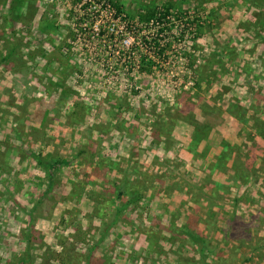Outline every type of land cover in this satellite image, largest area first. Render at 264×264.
I'll use <instances>...</instances> for the list:
<instances>
[{"label": "rangeland", "instance_id": "1", "mask_svg": "<svg viewBox=\"0 0 264 264\" xmlns=\"http://www.w3.org/2000/svg\"><path fill=\"white\" fill-rule=\"evenodd\" d=\"M6 1L9 13L19 2ZM21 4L22 18L19 23L14 24L17 36L12 38L9 31V35H6L9 41L18 37L23 41L21 53L23 51L24 60H21V68L18 69H23V85L27 86V93L23 97L19 94L21 98L18 100L23 103L19 109H24V103L49 105L51 111L39 115L41 121H44L43 127L47 126V134L40 128L37 134L43 132L46 138H55L50 139V142H56L61 146L60 150L65 151L62 156L67 161L63 164L70 162V165L69 168L59 166L61 170L58 172L67 175L72 168H78V161L72 158L73 151L76 152L74 148L80 146L78 140H86L89 136L91 140H97L96 144L84 146V149L79 148L76 153L86 164L92 163L95 170L102 167L108 177L115 175L118 166L105 163L102 155H108L113 160L122 156L126 160L125 154L131 156L133 153L132 157L138 158L139 155L151 153L155 155L153 166L150 165L153 172L161 174L159 176L168 173L183 175L186 178V191L192 189L191 194L202 193L201 195L209 200L208 210L201 211L203 216H207L206 222L219 220L222 224L215 227L205 226L197 233H192L191 229L184 228L186 221L175 225L184 215L179 209L174 213V220H171L173 224L155 228V235L150 237L148 227L136 222L138 218H142L138 203L136 206H125L120 212L118 208L124 202L119 201L115 205V194L111 195L114 202L111 203L110 209H98L93 215H88V225L82 223L81 212L72 210V206L66 207L63 214L56 211L55 219L58 222L54 221L53 224L45 220L37 221L29 211L24 212L14 207L13 218L23 221L21 227V224L16 222L8 224L13 218L9 212L6 217L2 210L0 234L19 235L21 239L20 236L25 231L22 227H30L26 235L31 232L39 236L51 232L58 234L60 241H53L47 249L55 251L56 254L60 251L64 262L70 264H104V259L98 260V257L102 252L112 254L111 250H115L119 256L115 258L113 254L112 264H251L243 261L248 255V250L247 246L236 243L233 235L236 228L225 224L230 217L234 195L226 193L218 199L204 188L199 172L195 176L196 173L190 167L176 169V166H181L178 161L184 162L185 159L180 153L176 158L173 148L176 137L187 144L188 140H192L193 128H199L203 124L212 128L209 136L210 149L220 141V136L214 133L221 123L225 121L226 128L233 129L226 120V106L228 103L234 105L231 102L234 95L232 94L230 99L226 97L223 104L221 103L223 94L228 90L227 86L232 84L228 78L230 69L223 75L219 72L220 68L216 70L213 61L218 55L215 48L222 42V36L216 32L217 27L222 18L228 19L233 13L234 1L24 0ZM155 8L159 9L161 15L170 9L162 20L163 32L160 31L158 19L146 24L140 23L136 17L139 10ZM2 20L3 16L0 17V22ZM5 21L7 28L9 22ZM44 22L48 24L49 29L41 31V26L46 24ZM160 33L168 34L167 47L165 46L161 55L149 56L144 45L148 46L152 37ZM128 34L132 37L129 48L120 40L122 35L126 37ZM140 43H143V49L140 48ZM30 56L35 60L41 58L39 63L42 65L37 66ZM16 72L15 68L0 67V77L11 79L14 75L16 77ZM6 88H9V91L6 92ZM15 88L19 89V84L11 81L0 85V92H6L2 96L6 99L0 97V109L4 106L2 101L9 102L12 106L15 96L12 93ZM64 93L69 95L66 99L62 98L61 94ZM20 114H12L7 118L1 116L3 127L8 131L13 130L12 126L16 129L17 121L14 119L21 117L20 120L25 121V116ZM187 120L191 125H188ZM76 129L83 134L86 132L85 136L80 138V133L73 131ZM88 129H91L89 133ZM111 134L117 136L114 141L120 147H117L118 150L107 142ZM30 135L34 133L31 132ZM38 136L41 137L39 134ZM204 144L206 146V143L201 146ZM148 148L152 151L149 152ZM163 148H172L171 152L174 154L166 155ZM81 150H84L85 154L82 155ZM66 151H70V154ZM212 154L213 152L207 153L209 159ZM198 155L201 156L199 153ZM184 157L188 158L187 155ZM140 160L141 166L147 168L148 162H144L145 159ZM137 163L138 161L135 166H139ZM197 167V171L205 168L200 165ZM226 167L227 169L223 167L225 171L231 169L229 164ZM89 172L88 174H94L93 171ZM59 183L61 184V181ZM117 183L120 189L129 188L127 181L118 180ZM175 185L176 183L173 184ZM223 191L227 192L228 189L224 188ZM155 213L159 214L157 216L164 214L162 210ZM215 214L219 215L217 219ZM51 215V211H46L43 217L48 219ZM59 215H62V218ZM162 219L164 216H161ZM161 220L159 222H162ZM82 224L86 227L82 228ZM185 230L190 231L192 236L187 235ZM242 230L246 232L248 228L244 227ZM259 230L258 237L264 234V227ZM139 239H142L143 245L151 249L157 257L146 255L145 248L135 251L133 247ZM15 241L18 242L16 239ZM254 242L255 245L263 243L262 240ZM259 251V254H262V250ZM238 256L241 257L238 259ZM111 261L106 259L105 264H111Z\"/></svg>", "mask_w": 264, "mask_h": 264}, {"label": "crops", "instance_id": "2", "mask_svg": "<svg viewBox=\"0 0 264 264\" xmlns=\"http://www.w3.org/2000/svg\"><path fill=\"white\" fill-rule=\"evenodd\" d=\"M232 1H234L233 13L228 19L222 18V21L217 27L218 30L216 31L222 36V42L215 48L217 53H220V49L222 50L227 46L236 48L233 61L229 66L230 76L228 78L229 82L232 84L227 86L228 90L223 94L221 103L223 104L224 100L227 99L226 97L230 99L229 97L233 94L234 100L231 98L233 104L238 103L239 106H244L246 108L249 106L248 109L251 107L259 108L263 114L259 113L257 110V113L261 116H257V118L264 120V43L261 42L260 38L256 37L253 29L249 28L245 30L241 24L244 21L245 23H255L258 20V16H256L258 9L250 6L249 0ZM254 1L257 3L261 2V0ZM6 3V0H0V17L3 16V20L0 22V59L3 55L2 52L9 45L8 43H14V41L6 39V35H9L8 31L15 32V28L12 30L9 25L7 28H5L4 25V21L7 20V17H12V14L7 12L8 4ZM262 33L264 34V32ZM244 34H248L249 38L243 41L242 38ZM234 37H240V42L237 43ZM22 54L23 51L19 58L23 61L24 58ZM30 58L34 59V57L32 58L31 56ZM40 59H34L36 65H42L39 63ZM18 63H20V60L12 63L10 66H13V68H15V66L19 67L20 64ZM215 67L218 71V67ZM16 69V77L15 75L11 79L4 76L0 77V85L8 81L19 84V89L15 88L14 93L11 92L15 95L12 99V106L9 102L2 101V104H4L3 108L5 109L2 111L1 109L3 108L1 107L0 117L3 116L4 118V116H6L5 118H7V116L18 113H21V116H25L24 122L20 120L21 117L19 119H14L17 121V128L15 129L14 126H12L13 130L10 128L11 130L9 131L3 127L4 124L0 121V211L4 210L6 217L9 212L13 218V209L15 207L24 212L29 211L31 213L30 215L37 221L45 220V222L47 221L53 224L54 221L58 222V220L55 219L56 211H61V214H63L64 210L67 209L66 207L72 206V210L75 209V211L81 212L80 218L82 223L88 225L89 214L93 215L98 209L105 211L111 208V203L114 202V198H111V195L116 194V187H119L117 181L120 180L121 182L127 181L129 188L133 190L139 189L138 191H141L142 198L139 203L137 202L139 206L137 207L139 208L138 210L141 211L140 214L142 218H138L136 222L138 221L142 226L148 227L150 237L155 235V228L173 224L171 220H174V213L178 212L179 209L184 215L180 217L175 225L186 221L184 225L191 229L192 233H197V231L202 230L205 226L215 227V225L219 226L222 224L219 220L209 223L206 222V220H208L207 216H203L201 211L208 210L209 200H207L205 196L203 197L201 195L202 193L194 192V194H191L192 189L186 191V178L183 175L177 176L176 174L173 175L172 173H168L167 175L159 176L161 174L158 175L154 173L150 165L152 164L153 166L155 155L153 156L151 153L148 155H139V157L137 156L138 158L132 157L133 153L131 156L130 154H125L127 156L126 160L122 158V156H117L113 160V158L108 155H102L105 163L118 166V171H116L115 175L108 177L102 167L96 168L95 170L92 163L86 164L85 160L79 158L80 155L76 153L79 151V148L84 149V146H94L91 143H86V140L81 138L84 134L82 131L79 132L80 130L78 129L73 131L80 133L81 139L78 140L80 146L74 148L76 152L73 151L72 156L74 161H78V164L76 163L78 168H72L67 175L63 174V172L60 174L58 170L61 169H59V167L56 168L58 164L64 167L67 166V168H69L70 165V162H65V164H63L66 158L64 159L62 156L63 151L60 150L61 146H58L56 142H50V139L55 138L50 136L46 138L43 132L38 133L41 137L37 134L39 128L45 130L47 134V126L43 127L44 121H41L39 115L48 114L51 109L47 104L37 106L32 103L30 105L24 103V109H19L23 103L18 99L26 95L27 91L25 89L27 86L23 85L25 82L23 79V69L21 71L18 68ZM7 89L9 88H6V92L9 91ZM6 92H4V90L0 92V97L6 99L2 97ZM235 92L236 94H234ZM228 106L231 108V111H234V105L228 103L226 106L228 115L226 120L229 121L233 129L230 127L226 128L227 122L224 121L221 123L214 133L220 136L219 143H215L211 149L208 148L210 147L209 140L203 142L206 143V146L204 144L205 147L201 146V143L198 146V153L201 157L195 156L196 159L194 154L192 155L189 151L191 141L188 140L186 142L187 144H184L183 141H179L178 137H176V141L173 143L176 158L180 153L185 161L181 162V160H179L178 163L181 164L179 167H177L176 164L174 165L178 170L182 167H190V169L196 173L195 176H197L199 172L200 179L205 186L204 188L208 190L210 194L212 193V195L217 196L218 199H221L226 193L234 195L233 205L231 206L232 209L229 212L230 217L227 218L225 224L228 223V225H232L236 228L233 234L234 239L237 240L236 243L245 241V244H247L246 248L248 250V255L246 258L249 260L248 262L251 264H264V234H261L260 237L257 236L260 227H264V139L259 135L258 131L252 128L251 123L244 125L239 123L233 115H230L228 113ZM5 113L6 115H4ZM34 116H38V118H33ZM31 132H33L34 135H30ZM116 135H118V133ZM116 135L111 134L114 138L110 136V138H107V142L118 150L117 147H119V145L114 141L117 137ZM224 143H228L234 147V154L231 159L229 157L227 160V162L229 161L228 164L231 169L225 171L223 167L219 165L220 169L218 171H210L208 166L215 163L222 153L224 150ZM156 146L157 145H155V147ZM178 147H180V149ZM123 150L127 152L126 148ZM171 150L172 148H163L166 155L174 154ZM83 151L84 150H81L82 155L85 154ZM131 151L130 149V152ZM148 151L151 152V148H148ZM69 152L70 151L67 153ZM203 152H205V154H203ZM209 152H213L210 159L208 158L209 155H207ZM182 153L187 155L188 158H185ZM243 154L245 159L242 156ZM236 155H239V158L242 157V162L245 161L247 164V169L242 172H236L231 167L237 159ZM140 158L145 159L144 162H148V165H146L148 169L141 166ZM136 161H138L137 164L139 166H135ZM227 162L224 165L227 166ZM167 163L171 165L170 162ZM104 165L105 164H103V166ZM198 165L202 167L205 166V168L201 171H197L196 168L198 169ZM146 170L148 171L146 172ZM81 171H83V173H80ZM89 171H93L94 174H88L90 173ZM243 174H245V176ZM66 179L67 181L65 182ZM59 181H61V184ZM174 183H176L177 186H173ZM224 188H227L228 191L224 192ZM206 190H204L203 193H205ZM117 202L118 200L116 199L114 204L116 205ZM218 204L220 205V201ZM213 209L215 208L213 207ZM161 210L164 213L161 215L164 216L162 220L161 216H157L159 214L155 213ZM220 210L218 213H220ZM46 211H51L52 213L48 219H44L43 217ZM215 215L217 219L219 215ZM59 216L62 218V215ZM68 216L69 215H64V217ZM13 219H11L8 224L12 222L21 224L23 222L19 218ZM160 220L162 222H159ZM21 226H23V224L19 225V227ZM83 227L86 226L82 224V228ZM244 227L248 228L246 232L242 230ZM22 228H24L25 231L24 234L20 236L21 239L18 237L19 235L7 236V234H5L3 236L0 234V264H70L69 262H64L63 257L60 255V251H57L59 254H56L55 251L47 249L50 247L49 244L53 241H60V236L58 234L51 232L44 236H39L38 234L33 235L31 232V234L26 235V231L30 227ZM14 238L18 242H16ZM104 238L107 239V237ZM254 240H256V243L258 240H262L263 243L261 245H255ZM136 242L137 243H135L133 247L135 251L145 248L146 251H144V253H146V255L157 257L156 254L151 252V249L143 245L142 239ZM43 244L46 245V247H44ZM151 244L149 245L151 246ZM13 246L16 247L12 248ZM259 250H262V254H259ZM110 252L112 254L102 252L101 258L98 257V260L104 259L102 263L105 264L106 259L112 260L113 254L115 258H119L115 250H111ZM239 257L241 256L237 258L239 259ZM110 263L112 264L113 262L111 261Z\"/></svg>", "mask_w": 264, "mask_h": 264}, {"label": "trees", "instance_id": "3", "mask_svg": "<svg viewBox=\"0 0 264 264\" xmlns=\"http://www.w3.org/2000/svg\"><path fill=\"white\" fill-rule=\"evenodd\" d=\"M18 1L19 2L16 3V7L15 8L13 7L14 9L10 11V13L12 14V17L7 18V22H9V26L11 27L12 30L14 28L15 22L19 23L20 18H22L21 11H22V7H23L22 5L23 4H21V1L23 2L24 0H18ZM249 2H250V6H253L256 9H258V13L256 15V16H258V20L255 23H249V22L245 23V21H244L241 23L242 27L245 30H248L249 28L253 29L256 37L260 38L261 42L264 43V34L262 33V32H264V0H261L260 3H257L254 0H249ZM169 10L170 9L168 8L166 10V12L162 15H161V12L159 11V9H156V8L155 9L139 10L136 13V17L138 18L140 23H146V24L152 22L153 19L154 20L158 19L160 21V25H159L160 29H161L160 31L163 32L162 29L164 28V26H163L162 20L165 19ZM158 15H160V17H158ZM44 23H46V22H44ZM45 29L46 30L49 29L47 23L41 26V31H44ZM10 33L12 35V38L16 37V32L10 31ZM248 38H249L248 34H244L242 40L244 41V40H247ZM239 39H240V37H234V40L237 43L240 42ZM12 41H14V43L10 42V43H8L9 45L5 49L3 48L4 51L2 52L3 55L0 59V67L2 65V66H6L9 69H13V66L12 67L10 66V65H12V63L19 61V60L21 62V58H19V56L21 55L20 51L23 48V44H22L23 41L20 39V37L16 38V40H12ZM235 50H236V48H232V47L227 46L222 50L220 49V53H217V51H216V53L218 55L215 56L216 59H215V61H213V64H214V66H217L218 68H220L219 72L222 73L223 75L226 72V70L229 69L227 67H229L230 63H232V61H233ZM35 63H36V61H35ZM20 66L19 67L15 66V69L16 68L20 69ZM61 95H62V98H64V99H66L69 96V95L67 96L66 93L61 94ZM70 95H71V93H70ZM248 108H249V106L247 108L244 106L241 107V106H239L238 103H236V104H234V111H231V108L228 106V110H229L228 113L230 115H233L234 118L239 123H242L244 125L251 123L252 128L254 130L258 131L259 135L264 139V120L257 118V116L261 117L257 113V110L259 111V113L263 114V112L261 110H259V108H257V107H251L250 109H248ZM187 122L189 125H191L190 121L187 120ZM194 128H193L192 140H191L190 145H189V151L192 155L194 154V156L201 157L198 155V146L201 143L209 140V136H210V133L212 131V128L210 126L208 127L206 124L199 126V128H195V129ZM90 130L91 129H88L87 133H89ZM85 134H86V132H84L83 136H85ZM90 140L91 139L89 136L86 139V143H90L93 139L91 141ZM95 142H97V140H93L92 144H96ZM83 153H85V152L83 151ZM233 154H234V147L232 145H229L228 143H224V150L219 155V157L217 158L215 163L210 164L208 166V169L210 171H218L220 169L219 165L221 167H224V169H226V167H225L226 165H224V164L227 162L229 157L231 159ZM238 156L239 155H236L237 159L234 162L232 169L235 170L236 172H240V171L242 172L243 170L247 169V164L245 163V161L242 162V160H241L242 157L239 158ZM242 156L245 159L244 154ZM228 163H229V161L227 162V164ZM59 166H60V164H58L56 168H58ZM245 174H246V172H245ZM245 174H243V175L245 176ZM233 182H234V179H233ZM138 190L137 189L133 190L132 188H128L127 190L125 188H123V189H120L119 187L116 188V199L118 200V202L119 201L124 202L123 205L118 208V211L119 210H120V212L123 211L125 206H127V207H129V206L131 207V205L136 206L137 202L139 203L140 199L142 198V194H141V191H138ZM127 196H129V197L126 198ZM184 228H186V226H184ZM232 228H234V226H232ZM185 233L187 235H189L190 237L192 236V233L188 230H185ZM239 244H241V245L243 244V245H245V247L247 245V244H245V241H243L242 243L239 242ZM243 261L248 262L249 260L247 258H245Z\"/></svg>", "mask_w": 264, "mask_h": 264}, {"label": "built area", "instance_id": "4", "mask_svg": "<svg viewBox=\"0 0 264 264\" xmlns=\"http://www.w3.org/2000/svg\"><path fill=\"white\" fill-rule=\"evenodd\" d=\"M167 35H168L167 33H160L153 36L152 39L148 42V46L144 45L145 52H147L149 56L161 55L163 50L167 47L166 46ZM138 39L139 38L137 37V40ZM120 40L123 45L129 48V46L131 45L132 37L129 34L126 35V37L122 35V38H120ZM139 46L141 49H143V43H140Z\"/></svg>", "mask_w": 264, "mask_h": 264}]
</instances>
